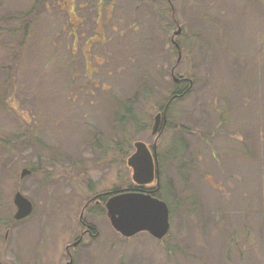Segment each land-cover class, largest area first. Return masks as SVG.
<instances>
[{"label": "rangeland", "instance_id": "obj_1", "mask_svg": "<svg viewBox=\"0 0 264 264\" xmlns=\"http://www.w3.org/2000/svg\"><path fill=\"white\" fill-rule=\"evenodd\" d=\"M25 12L11 39L7 16ZM0 14V264H264V0H0ZM173 69L192 86L156 143L170 231L126 238L83 207L136 186L134 144L155 143V115L189 87ZM16 191L34 204L21 221ZM80 217L100 234L71 263Z\"/></svg>", "mask_w": 264, "mask_h": 264}, {"label": "water", "instance_id": "obj_2", "mask_svg": "<svg viewBox=\"0 0 264 264\" xmlns=\"http://www.w3.org/2000/svg\"><path fill=\"white\" fill-rule=\"evenodd\" d=\"M180 32L181 29H178L174 35L177 36ZM180 59L181 54H179L177 62ZM182 96L179 95V97ZM167 109L168 106L163 112H158L154 118L151 135L156 137L155 142L160 136L159 130L166 122ZM134 149L135 151L129 156L127 164L132 168V178L138 187L121 189L111 196L105 204L107 218L112 228L123 237L130 238L141 232H147L160 240L165 238L170 231V209L163 199L154 195L160 188L157 156L143 141H137L134 144ZM31 173L30 169L23 168L20 177L23 178ZM154 180L157 183L156 188L142 189ZM13 203L16 207L13 216L15 220H24L33 213V202L20 191L15 192Z\"/></svg>", "mask_w": 264, "mask_h": 264}, {"label": "flooded vegetation", "instance_id": "obj_3", "mask_svg": "<svg viewBox=\"0 0 264 264\" xmlns=\"http://www.w3.org/2000/svg\"><path fill=\"white\" fill-rule=\"evenodd\" d=\"M111 1V0H110ZM182 35V31L180 32V34L178 35V37L179 36H181ZM175 42V43H174ZM175 46V48H176V51H178V53H179V49H180V52H181V47H180V44H179V42H177V41H173L172 42ZM179 64V62H177V65ZM175 69V68H174ZM172 70V78H173V80L174 81H176L175 82V86H176V89H177V91L178 90H181L182 88H183V86L182 85H184L185 83H187V82H189L190 80H189V78H182V79H178L176 76H175V70ZM189 86H190V82H189ZM189 88V87H188ZM188 88L185 90V91H187L188 90ZM185 91H183V92H185ZM179 92H181V91H178V92H174V94L169 98V100H168V102L165 104V106H164V109H165V107L166 106H168V109L170 108V106H172V104H173V101L175 100L173 97L176 95L177 96V93L179 94ZM182 92V93H183ZM175 96V97H176ZM178 97V96H177ZM174 99V100H173ZM172 100V101H171ZM171 101V102H170ZM170 102V103H169ZM162 110H163V108H162ZM163 125V124H162ZM154 146L156 147L157 146V144H152V145H150L149 147H150V150L153 152V154H155L156 153V156H157V162H158V168H159V174H160V164H159V153H158V150H157V148H156V150L154 151ZM134 151H135V149L133 150V152H132V154L134 153ZM131 154V155H132ZM130 155V156H131ZM132 173H133V171H132ZM133 175V174H132ZM154 182V181H153ZM155 188V187H154ZM142 189H146L145 187L144 188H142ZM120 190V189H119ZM119 190H113V191H110V192H108V193H99V194H96V196H94V197H92V198H90L88 201H87V203H86V205L83 207V211H85V210H87L88 209V206L90 205V203H92L93 201L96 203L95 205H98V206H100V205H104V209H105V211H106V208H105V204H106V202L108 201V199L111 197V196H113L117 191H119ZM107 215V214H106ZM80 223L82 224V226L84 227V229L82 230V232L80 233V237L78 238V239H76V241L74 242V244L73 245H68V247H66V250H67V253H68V255H69V258H70V261H71V263H72V256H71V254H70V252H69V249L71 248V246L72 247H77L79 244H81L82 243V240H83V238L84 237H86V236H89V237H95V236H98L99 234H100V232H99V230L97 229V227H95L92 223H89V222H85L84 220H82V218L80 217ZM110 223V222H109ZM111 225V224H110ZM112 227V226H111ZM114 230V229H113ZM115 231V230H114ZM116 232V231H115ZM116 233H118V232H116Z\"/></svg>", "mask_w": 264, "mask_h": 264}, {"label": "trees", "instance_id": "obj_4", "mask_svg": "<svg viewBox=\"0 0 264 264\" xmlns=\"http://www.w3.org/2000/svg\"><path fill=\"white\" fill-rule=\"evenodd\" d=\"M33 1L36 2V1H38V0H33ZM0 15H1V14H0ZM11 15H13V14H11ZM30 15H31V13L28 15L27 12H25L24 14L22 13L20 17H16V16H14V15H13V17L10 16V15L7 16V22H8L7 25L10 26V29L7 31V33L9 34V36L11 37V39H13V38H15L16 36H18V32H19V29H18V28H20V27L22 26V24H27L26 19H27L28 16H30ZM0 17H1V16H0ZM1 18H2V17H1ZM2 22H3V21H2ZM27 26H28V25H23V30L25 31V33H27V31H28ZM1 27H2V28H1ZM0 29H2L1 32H3V33L6 31V30L4 29V27H3V24H2V26H0ZM175 88H176V86H175ZM177 94H178V93H177ZM179 94H182V92H181V93L179 92ZM160 190H163L162 186H161V188L159 189V191H157L156 193H154V195L164 200L163 196L161 195ZM164 193H165V192H164Z\"/></svg>", "mask_w": 264, "mask_h": 264}]
</instances>
